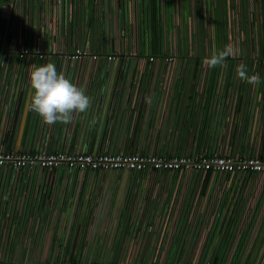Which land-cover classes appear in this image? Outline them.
Returning <instances> with one entry per match:
<instances>
[{
  "label": "built area",
  "instance_id": "2783aa9c",
  "mask_svg": "<svg viewBox=\"0 0 264 264\" xmlns=\"http://www.w3.org/2000/svg\"><path fill=\"white\" fill-rule=\"evenodd\" d=\"M62 5L64 15L59 9L56 16L63 18L66 32L70 27L79 30L72 34L69 50L63 48V41L53 44L60 38L54 27L39 25L35 35L26 34L21 24L8 31L0 29V108L7 124L14 103V113L29 106L31 65L47 64L51 56L57 61V71L92 97L93 118L103 117L111 131L135 123L132 117L138 111L131 109L128 100L138 79L145 90L142 94L148 92L153 100L156 81L182 78L190 71L188 58L178 55L173 39L163 38L156 46L148 40V49L141 51L134 25L110 38L101 36L93 47L88 46L89 8ZM189 58L192 64L194 57ZM231 58L242 60L239 55L227 57ZM253 58L262 64L263 85L264 57ZM102 60L108 68L96 89L90 82L98 79ZM83 65L87 70L81 75ZM154 65L160 69L157 75L148 68ZM228 65L224 61L223 66L210 69L204 64L199 69L200 75L212 81L213 95L220 101L224 96L217 92V85L224 86ZM212 70H219L218 77L212 78ZM232 87V96L238 97L240 86L238 92ZM159 105L163 107L161 100ZM52 126L45 123L40 136ZM94 128L91 121L86 135L94 134ZM258 148L256 143L252 152L217 147L154 153L0 147V170L17 184L13 193L0 194V264H264V154ZM27 170L41 175L42 184L33 191L25 183L18 186ZM69 172L79 183L93 175L112 182L107 201L100 196L94 203L97 208L90 231L80 228L75 235L77 196L65 203L59 193L51 192L58 185L50 182L52 176L63 175V180ZM124 173L143 175L156 201L151 208L131 207L122 216L119 212L113 217L115 226L110 227L111 206L118 201L122 186L119 175ZM130 203L135 205L133 200Z\"/></svg>",
  "mask_w": 264,
  "mask_h": 264
},
{
  "label": "crops",
  "instance_id": "0c3cea01",
  "mask_svg": "<svg viewBox=\"0 0 264 264\" xmlns=\"http://www.w3.org/2000/svg\"><path fill=\"white\" fill-rule=\"evenodd\" d=\"M5 2V6H1L2 10L0 8L3 13L0 15V29L4 31H8L9 27L12 30L14 24H21L26 34L35 35L40 32L39 25L41 28L44 26L43 29L54 27L55 34L60 35V38L55 39L53 44L63 41V48L69 50L74 39L72 34L78 29L70 27L68 34L63 18L56 15H60L59 9L64 15L63 3H74L78 4V8L80 5L89 8L90 15L86 16L90 20V26L86 28L88 46L91 44L93 47L101 36L107 39L134 25V29L137 27V37L141 40V51L148 49V40L156 46L163 38L173 39L178 55L188 58L190 71L182 78L156 81L153 100L148 92L147 96L142 94L145 90H142L138 79L131 91L132 97L128 100L131 109L138 111L136 116L130 113L135 123L129 128L125 125L114 131L105 126L103 117L100 120V116L93 118L90 108L86 113L74 114L69 123H55L51 130L40 136L45 123L31 109H27L28 104L15 113V103L9 108L12 109L10 124L5 122L0 108V147L9 149L11 146L10 149L25 151L64 148L69 152L88 148L99 152L107 148L154 153L207 151L218 147L237 153L242 150L252 152L258 143L259 154H264V81L263 85L261 82L250 84L238 78L236 73V63H245L249 76L261 74L262 64L253 56L264 57V0H169L167 3L165 0H3L2 5ZM77 7L74 11H77ZM186 41L188 43L185 46ZM226 46L234 47V56L239 55L242 60H235L236 57L225 59L229 65L224 72V88L217 85V92L224 96L220 101L219 96L213 95L212 81L200 75L199 69L203 68L206 57ZM190 56L194 57L192 64ZM47 62L54 63L56 68L58 66L54 56ZM85 68L84 65L81 67V75L87 70ZM98 68V79L90 82L96 89L100 87L101 78L108 68L107 63L100 61ZM148 68L152 75H157L160 70L156 65ZM217 73L219 70H212V78L218 77ZM82 82L80 80V84ZM232 86L236 87V91L240 86L238 97L232 96ZM159 100L163 102L164 108L159 105ZM82 116L84 119L81 122ZM91 121L95 131L87 136L86 130ZM62 177L56 175L50 178L51 183L56 182L58 185L51 192L54 195L59 193L58 197L65 203L77 196L73 233L78 234L80 228V231L86 232L88 229L89 232L91 228L88 227L94 225L97 201L100 196L106 197L107 201L112 182L108 184V180L93 175L84 183H79L73 172H69L63 180ZM119 177L122 178V186L118 201L112 202L111 206L113 208L116 204L115 217L119 212V216H122L124 210L131 207H153L156 200L143 175L138 177L126 173ZM12 181L13 178L0 170V194L14 192L17 184ZM21 183L30 185L33 191L35 185L42 184L41 175L34 170H27L18 186ZM130 200L135 201V205ZM110 224V227L115 226V219L112 218Z\"/></svg>",
  "mask_w": 264,
  "mask_h": 264
},
{
  "label": "clouds",
  "instance_id": "9594fccd",
  "mask_svg": "<svg viewBox=\"0 0 264 264\" xmlns=\"http://www.w3.org/2000/svg\"><path fill=\"white\" fill-rule=\"evenodd\" d=\"M235 54L234 47L226 46L206 57L204 64L210 69L223 66L225 59ZM236 73L238 78L250 84L260 83L259 74L253 73L249 76L244 64L237 65ZM29 83V107L48 125L69 123L74 114L85 113L92 106V100L85 94V90L73 83L63 72H58L54 63L31 65Z\"/></svg>",
  "mask_w": 264,
  "mask_h": 264
},
{
  "label": "water",
  "instance_id": "95a60500",
  "mask_svg": "<svg viewBox=\"0 0 264 264\" xmlns=\"http://www.w3.org/2000/svg\"><path fill=\"white\" fill-rule=\"evenodd\" d=\"M17 115V114H16ZM10 142H12V139H11V141ZM10 144V143H9ZM11 146H9V148H10ZM126 173H124L123 174V176L125 175ZM117 203V202H116ZM115 212H116V204L114 205V207H113V209H112V215H111V218H113L114 217V214H115Z\"/></svg>",
  "mask_w": 264,
  "mask_h": 264
},
{
  "label": "rangeland",
  "instance_id": "374dc122",
  "mask_svg": "<svg viewBox=\"0 0 264 264\" xmlns=\"http://www.w3.org/2000/svg\"><path fill=\"white\" fill-rule=\"evenodd\" d=\"M165 2L167 3V2H169V0H165ZM1 6H5V3L3 5H1Z\"/></svg>",
  "mask_w": 264,
  "mask_h": 264
},
{
  "label": "trees",
  "instance_id": "16d2710c",
  "mask_svg": "<svg viewBox=\"0 0 264 264\" xmlns=\"http://www.w3.org/2000/svg\"><path fill=\"white\" fill-rule=\"evenodd\" d=\"M3 0H0V8H1V4H2Z\"/></svg>",
  "mask_w": 264,
  "mask_h": 264
}]
</instances>
